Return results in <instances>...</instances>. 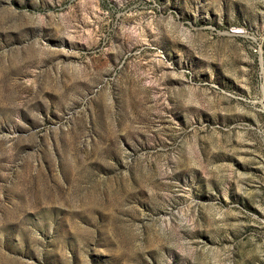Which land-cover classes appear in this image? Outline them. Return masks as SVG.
<instances>
[{
    "label": "rangeland",
    "instance_id": "obj_1",
    "mask_svg": "<svg viewBox=\"0 0 264 264\" xmlns=\"http://www.w3.org/2000/svg\"><path fill=\"white\" fill-rule=\"evenodd\" d=\"M0 264H264V0H0Z\"/></svg>",
    "mask_w": 264,
    "mask_h": 264
}]
</instances>
